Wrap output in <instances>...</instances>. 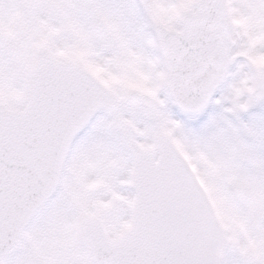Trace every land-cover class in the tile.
<instances>
[{"label":"snow or ice","instance_id":"obj_1","mask_svg":"<svg viewBox=\"0 0 264 264\" xmlns=\"http://www.w3.org/2000/svg\"><path fill=\"white\" fill-rule=\"evenodd\" d=\"M0 264H264V0H0Z\"/></svg>","mask_w":264,"mask_h":264}]
</instances>
